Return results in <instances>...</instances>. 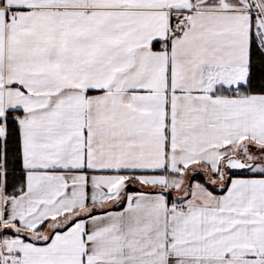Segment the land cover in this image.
Masks as SVG:
<instances>
[{"label": "snow or ice", "instance_id": "snow-or-ice-1", "mask_svg": "<svg viewBox=\"0 0 264 264\" xmlns=\"http://www.w3.org/2000/svg\"><path fill=\"white\" fill-rule=\"evenodd\" d=\"M0 264H264V0H0Z\"/></svg>", "mask_w": 264, "mask_h": 264}]
</instances>
